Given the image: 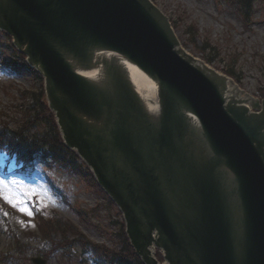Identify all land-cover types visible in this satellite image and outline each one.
I'll list each match as a JSON object with an SVG mask.
<instances>
[{
    "label": "water",
    "instance_id": "95a60500",
    "mask_svg": "<svg viewBox=\"0 0 264 264\" xmlns=\"http://www.w3.org/2000/svg\"><path fill=\"white\" fill-rule=\"evenodd\" d=\"M0 30L44 77L64 143L143 263L160 264L156 246L168 264H264V99L190 54L158 5L0 0Z\"/></svg>",
    "mask_w": 264,
    "mask_h": 264
},
{
    "label": "rangeland",
    "instance_id": "374dc122",
    "mask_svg": "<svg viewBox=\"0 0 264 264\" xmlns=\"http://www.w3.org/2000/svg\"><path fill=\"white\" fill-rule=\"evenodd\" d=\"M153 1L170 16L185 49L230 76L246 93L263 97L264 0H254L250 11L238 0ZM26 63L12 39L0 32V129L38 138L49 134L52 122L41 107L43 80ZM33 160L34 165L25 166L0 153V178L51 193L48 207L31 219L0 201L7 213L0 214V264H34L36 256L44 257L45 264H119L114 254L129 250L123 216L91 179L88 167L74 159L68 160L81 171L53 158Z\"/></svg>",
    "mask_w": 264,
    "mask_h": 264
},
{
    "label": "trees",
    "instance_id": "16d2710c",
    "mask_svg": "<svg viewBox=\"0 0 264 264\" xmlns=\"http://www.w3.org/2000/svg\"><path fill=\"white\" fill-rule=\"evenodd\" d=\"M238 2L240 7H242L244 10L246 9L250 11V8L255 1L238 0ZM249 11L247 12L249 13ZM40 99L42 100L41 107L43 111H45L46 114L50 113L45 100L44 91H41ZM50 120L52 122V128L50 126L49 134L38 138H32L29 136L25 137V134H23L21 130H16L14 132L9 131L6 127H3L0 129V151L7 150L13 156L17 155L18 157L25 159V161L31 160L35 157V155L44 154L45 158H49L51 156L52 158L54 157L59 161H63L65 163L67 162V164L72 166L76 165L75 167H77L75 162H70L68 159H74L76 161L78 156L73 152L71 153L63 144L61 135L58 132V128L52 114L50 115ZM79 167L81 168V166ZM123 237L127 242L125 233H123ZM114 252L115 251L111 250V256H113ZM114 255H116V257H120L119 264H142L130 246L128 252L121 250Z\"/></svg>",
    "mask_w": 264,
    "mask_h": 264
},
{
    "label": "snow or ice",
    "instance_id": "6c2138e0",
    "mask_svg": "<svg viewBox=\"0 0 264 264\" xmlns=\"http://www.w3.org/2000/svg\"><path fill=\"white\" fill-rule=\"evenodd\" d=\"M51 199L50 190L27 184L22 180H5L0 178V201L21 213V215L33 218L36 212L48 207ZM55 203V201H52ZM0 214L7 215L0 207ZM24 224V221H20ZM35 227V225H28Z\"/></svg>",
    "mask_w": 264,
    "mask_h": 264
},
{
    "label": "bare ground",
    "instance_id": "6f19581e",
    "mask_svg": "<svg viewBox=\"0 0 264 264\" xmlns=\"http://www.w3.org/2000/svg\"><path fill=\"white\" fill-rule=\"evenodd\" d=\"M130 72L137 91L144 95L147 100L149 99L152 103H155L153 106L157 107L159 99L156 84L138 68L130 67Z\"/></svg>",
    "mask_w": 264,
    "mask_h": 264
}]
</instances>
